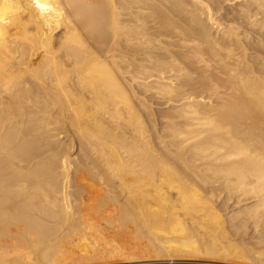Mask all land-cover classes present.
<instances>
[{"label": "bare ground", "instance_id": "obj_1", "mask_svg": "<svg viewBox=\"0 0 264 264\" xmlns=\"http://www.w3.org/2000/svg\"><path fill=\"white\" fill-rule=\"evenodd\" d=\"M120 255L264 264V0H0V264Z\"/></svg>", "mask_w": 264, "mask_h": 264}, {"label": "rangeland", "instance_id": "obj_2", "mask_svg": "<svg viewBox=\"0 0 264 264\" xmlns=\"http://www.w3.org/2000/svg\"><path fill=\"white\" fill-rule=\"evenodd\" d=\"M1 242H2V241H1ZM12 256H14V254L11 255V257H12ZM11 257H8V258H11ZM117 257H121V258H120L121 260H122L123 258H124V259H123L122 261L119 262L120 259H117ZM178 257H179V259H177ZM181 257H182V256L174 257V258H173V261H174V262H177V263H182V264H195L194 262L190 261V259H189V260H186V259H185V258L188 259V258H189L188 256H183V258L185 257L184 259H183V258L181 259ZM114 258H115V259H114ZM130 258H131V257H129V258H125L123 255H122V256H121V255H120V256H115V257H113V256L111 257V256H110V258L106 257V258H101V259H98V260H97V259H94V260H91V261H88V262H84V263H82V264H88L89 262H90L91 264H95V263H96V264H97V263H98V264H101V262H103V261L106 260V259H107V261H104V262H108V261L111 259V260L108 262V264H119V263H120V264H128L129 262H130L129 264H162V263L165 264V263L168 261V259H169V257L166 258L165 260H164V257H162V259H160V257H156V258H155V257H153V258L150 257L149 260H148L147 257H145L144 259H143V258L140 259L141 257H138V258H137V257H133V258H131V259H130ZM134 258H136V259H134ZM146 258H147V260H146ZM190 258H191V257H190ZM103 259H104V260H103ZM137 259H138V260H137ZM151 259H153V260H151ZM157 259H160V260H157ZM170 259H171V258H170ZM96 260H97V262H96ZM113 260L116 261V262H112ZM136 260H137L138 262H137ZM156 260H157V261H156ZM94 261H95V262H94ZM98 261H99V262H98ZM100 261H101V262H100ZM123 261H124V262H123ZM128 261H129V262H128ZM131 261H132V262H131ZM135 261H136V262H135ZM143 261H144V262H143ZM145 261H146V262H145ZM153 261H154V262H153ZM159 261H161V262H159ZM162 261H163V262H162ZM165 261H166V262H165ZM188 261H189V263H188ZM104 262H103V263H104ZM111 262H112V263H111ZM185 262H186V263H185ZM190 262H191V263H190ZM90 263H89V264H90ZM103 263H102V264H103ZM8 264H14V262L11 261V263L9 262ZM77 264H81V263H77ZM104 264H107V263H104Z\"/></svg>", "mask_w": 264, "mask_h": 264}]
</instances>
